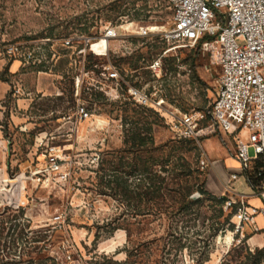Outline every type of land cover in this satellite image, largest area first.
I'll list each match as a JSON object with an SVG mask.
<instances>
[{"label": "rangeland", "instance_id": "obj_1", "mask_svg": "<svg viewBox=\"0 0 264 264\" xmlns=\"http://www.w3.org/2000/svg\"><path fill=\"white\" fill-rule=\"evenodd\" d=\"M173 18L168 0H0L1 258L35 240L36 251L72 256L71 264H249L260 248L249 243L254 228L235 232L217 195L203 192L206 147L218 155L212 139L235 146L233 136L216 128L200 144L179 140L166 115L127 95L126 82L163 97L167 109L203 110L202 124L211 123L220 66L200 47L166 39ZM127 22L162 29L112 39L101 52L104 26ZM70 35L68 47L56 39ZM81 35L93 37L95 52H79ZM159 55L156 76L149 66ZM104 65L126 82L104 80ZM78 104L91 113L81 122ZM49 146L67 182L36 173ZM245 180L235 187L249 193ZM14 240L22 245L11 248Z\"/></svg>", "mask_w": 264, "mask_h": 264}, {"label": "built area", "instance_id": "obj_2", "mask_svg": "<svg viewBox=\"0 0 264 264\" xmlns=\"http://www.w3.org/2000/svg\"><path fill=\"white\" fill-rule=\"evenodd\" d=\"M168 2L174 11V18L172 27L165 34L166 39L191 47L198 46L209 55L212 62L220 66L218 94L208 112L211 123L202 124L207 118V113L203 110L192 113L181 112L177 108L167 109L163 97L156 96L142 87L130 85L115 65L102 67L103 79L117 86L126 82L128 97L138 106L151 108L166 115L174 137L179 140H190L200 144L201 140L212 134L216 128L233 136L241 170H249L256 162L261 164L257 172L261 179L254 190V195L262 201V205L250 204L244 194H232L223 203V208L233 213L235 232H242L245 225L252 226L255 231L263 230L264 0H168ZM133 28L134 22L115 26L108 23L99 36L98 48L104 52L112 39L131 34L144 37L158 30L156 26ZM56 39L63 47H68L76 37L70 35L68 38ZM77 39L83 45L79 49L80 53L88 49L96 51L92 45V36L81 35ZM51 40L48 37L41 42L47 45ZM36 47L30 50V59L36 60L34 50L40 49V46ZM163 57L159 55L149 66L156 76L160 75ZM37 60L42 61L40 58ZM93 81L103 82L94 79ZM90 114L84 104H78L73 119L81 122ZM250 147L254 151V156L249 155ZM44 161L45 164L38 166L37 174L54 175L55 181L59 183L69 180V170L60 163L56 146L45 149ZM200 165L202 168L209 166V161L204 155ZM240 174L232 173L231 179H238ZM258 218L261 219L260 223L257 221Z\"/></svg>", "mask_w": 264, "mask_h": 264}, {"label": "crops", "instance_id": "obj_3", "mask_svg": "<svg viewBox=\"0 0 264 264\" xmlns=\"http://www.w3.org/2000/svg\"><path fill=\"white\" fill-rule=\"evenodd\" d=\"M212 140H216L217 143L222 147L223 151L220 152L218 155H213V153L210 154V150L206 147V157L209 161L208 166V172H207V178L208 175L211 176V182L208 183V179L205 183V186L207 185V190L211 193L217 195V196H230L232 194H244L247 198V201L250 204L253 205H262V201L254 195V190L251 188L247 180H245L246 184H248V188L251 189V192H245V191H238L235 187L239 186V177L241 176V165L240 162L236 156V149L233 145H223L221 143L220 139L213 138ZM214 142V141H213ZM215 166L217 168H215ZM232 173H239V177L236 180L231 179ZM246 179V178H245ZM242 187V185H240ZM260 219V218H259ZM261 220V219H260ZM244 230H248L249 233H252V228L248 225H246ZM260 231V232H259ZM262 229L255 231L257 234H254L250 238V245H253L254 247H264V233L261 232ZM260 235V236H257Z\"/></svg>", "mask_w": 264, "mask_h": 264}, {"label": "trees", "instance_id": "obj_4", "mask_svg": "<svg viewBox=\"0 0 264 264\" xmlns=\"http://www.w3.org/2000/svg\"><path fill=\"white\" fill-rule=\"evenodd\" d=\"M144 108H147V107H144ZM147 109H151V108H147ZM151 110H154V109H151ZM260 166H261L260 162H256L252 165V167L249 170H245L241 172L246 177L247 182L249 183V185L251 186L253 190H256L257 186L260 183L261 178L257 176V172ZM146 171H148V168H145V172ZM203 192L210 194V192H208V190L206 189L203 190ZM213 197H216L220 201L223 207V203L225 202L227 197L226 196H213ZM229 215L232 218L233 213L229 212ZM34 241L35 240H32L24 244L25 247L30 248V249L26 251H25L26 248L22 249L23 252H20V254H17V250H15L14 253H10V254H13V258L11 259H7L6 257H3V258L0 257V264H71L72 256H69V260H61L60 258L56 256L42 255L39 251H36L38 248L37 246L32 247V245L35 244ZM11 243H12L11 248H18L20 247V245H22L19 243V241H16V240H14ZM251 252H253L254 254L250 253L248 263L249 264H263L264 247L257 248L254 251L251 250ZM109 260L112 261V258H109ZM101 264H105V262Z\"/></svg>", "mask_w": 264, "mask_h": 264}, {"label": "bare ground", "instance_id": "obj_5", "mask_svg": "<svg viewBox=\"0 0 264 264\" xmlns=\"http://www.w3.org/2000/svg\"><path fill=\"white\" fill-rule=\"evenodd\" d=\"M157 29L161 30L162 28L157 27Z\"/></svg>", "mask_w": 264, "mask_h": 264}]
</instances>
